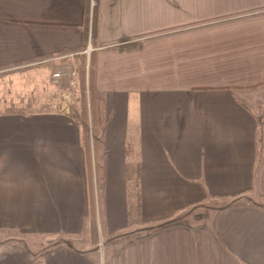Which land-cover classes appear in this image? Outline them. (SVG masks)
Here are the masks:
<instances>
[{"label": "crops", "instance_id": "1", "mask_svg": "<svg viewBox=\"0 0 264 264\" xmlns=\"http://www.w3.org/2000/svg\"><path fill=\"white\" fill-rule=\"evenodd\" d=\"M91 2L0 0V78L72 71ZM97 7L106 121L92 178L107 263L264 264V207L222 209L264 201V0ZM58 78L67 95L73 77ZM88 178L66 106L0 116V228L69 239L1 243L0 264H96Z\"/></svg>", "mask_w": 264, "mask_h": 264}, {"label": "trees", "instance_id": "2", "mask_svg": "<svg viewBox=\"0 0 264 264\" xmlns=\"http://www.w3.org/2000/svg\"><path fill=\"white\" fill-rule=\"evenodd\" d=\"M96 4L92 6L91 12L87 13L85 24L82 28V43L79 47L78 53L75 55L76 60V83L79 92L78 105H71L67 108L68 117L79 127L81 132V146L85 154V160L87 165V171L89 173V214L87 220V226L90 235V242L94 251L99 249V231L97 223V208L94 200V182L92 175V166L98 172L97 162L100 160L98 152L102 144V134L105 127V115L102 111L101 100L96 88L95 74H96V56L99 43L97 40L98 33V7L97 0H94ZM90 36V44L93 48L89 58L84 53V49L87 47L88 38ZM88 63V74H86V64ZM260 128L258 136L259 151H264V118L259 119ZM131 151V147H127L126 153ZM242 202H251L254 205L264 207V202H255L249 198H243V196H237L232 202L222 209L233 207ZM165 227V226H163ZM161 227V228H163ZM157 228L152 230L144 237L150 236L155 231L161 229ZM63 243H68L67 238H58ZM98 264V260H96ZM105 264H108L107 261Z\"/></svg>", "mask_w": 264, "mask_h": 264}, {"label": "rangeland", "instance_id": "3", "mask_svg": "<svg viewBox=\"0 0 264 264\" xmlns=\"http://www.w3.org/2000/svg\"><path fill=\"white\" fill-rule=\"evenodd\" d=\"M72 68L76 77V66ZM61 79L63 78H58L56 81H54V78H0V116L15 115V112L27 113L37 110H52L58 106H66L67 108L71 105L77 106L79 92L76 78H72L74 79L71 83L72 88L68 87L67 95L64 90L66 87H61ZM63 85H67V83ZM98 231L99 249L97 251V260L98 264H105L108 258L106 253L110 248L108 249L106 245L104 246V239L101 237L100 229ZM57 239L53 238L46 241L44 238L31 236L16 230L0 228V244L19 240V242L28 246L32 252L38 251L43 244L48 245L47 243L55 242ZM67 240L69 241V239Z\"/></svg>", "mask_w": 264, "mask_h": 264}, {"label": "built area", "instance_id": "4", "mask_svg": "<svg viewBox=\"0 0 264 264\" xmlns=\"http://www.w3.org/2000/svg\"><path fill=\"white\" fill-rule=\"evenodd\" d=\"M94 4H95L94 2H91V7ZM90 51H92V46L90 44V36H89L87 47L84 49V52L87 54V57H89ZM86 74H88V63L86 64ZM65 75L74 78L75 77V71L74 70H72V71H66V72L57 71V72H55L53 74L54 81H56L58 79V77L65 76Z\"/></svg>", "mask_w": 264, "mask_h": 264}]
</instances>
